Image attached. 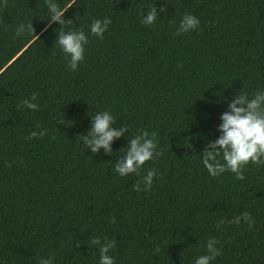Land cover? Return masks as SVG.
<instances>
[{
    "label": "trees",
    "instance_id": "1",
    "mask_svg": "<svg viewBox=\"0 0 264 264\" xmlns=\"http://www.w3.org/2000/svg\"><path fill=\"white\" fill-rule=\"evenodd\" d=\"M51 2L65 0H0V264H99L95 237L115 241L113 264H194L210 237L221 250L210 264H264V164L237 179L201 162L228 102L264 90V0H75L64 25L49 21ZM152 6L156 20L142 24ZM186 13L199 24L177 34ZM105 17L102 38L90 34ZM28 21L32 43L15 32ZM62 29L87 36L75 70L56 44ZM33 92L37 109L18 106ZM105 110L127 129L111 153H92L80 136ZM141 130L160 154L120 176ZM148 169L151 186L134 190ZM244 211L251 226L229 222Z\"/></svg>",
    "mask_w": 264,
    "mask_h": 264
},
{
    "label": "clouds",
    "instance_id": "2",
    "mask_svg": "<svg viewBox=\"0 0 264 264\" xmlns=\"http://www.w3.org/2000/svg\"><path fill=\"white\" fill-rule=\"evenodd\" d=\"M47 2V0H46ZM75 0H65L61 7L56 2L47 3L48 19L55 21L60 25L71 23L64 19V13L72 7ZM157 18V8L150 7L141 17L142 24H151ZM110 19L105 17L92 20L89 25V33L98 38H102L107 29ZM199 19L193 14H184L178 24L176 33L180 34L189 30L196 29ZM47 24H45V28ZM17 35L29 32L33 34L34 42L37 35L31 25V21L21 23L15 27ZM87 43V36L81 30L63 29L57 33L56 44L64 54L67 67L71 70L77 68L79 61L83 59L84 45ZM36 93L33 92L30 97L24 98L18 106L26 107L29 110L37 109L35 103ZM63 123V120L60 121ZM115 117L107 110L100 111L91 116L90 127L86 135L80 136L86 149L96 153L103 148L106 153H111V142L115 138L121 137L126 129V125L120 127L113 126ZM217 135L215 139L209 140L201 152V162L210 176H218L225 171L235 174L237 179H243L245 165L251 161L253 164H264V90L256 91L251 97L246 94L236 95L228 102L227 110L219 113V123L216 124ZM44 129L39 133L31 131L29 138L44 135ZM156 149L155 133H149L141 130L139 134L130 137L127 141V150L121 158H118L114 171L120 176H126L129 173H136L147 160L154 159V153L158 156L160 153ZM221 159L223 162H221ZM155 175L154 169H148L146 174L133 185L134 190H140L141 183L146 191L153 182ZM241 221L246 222L249 226L252 219L247 211L234 216L230 223L239 225ZM225 221L221 218L217 221V226ZM93 244L99 245V264H113V257L110 256L109 250L114 248L115 241L108 238L95 237ZM218 241L215 238H208L205 242V254L195 258L194 264H210L216 256L220 255V248L216 247ZM38 264H54L52 255L47 258H39Z\"/></svg>",
    "mask_w": 264,
    "mask_h": 264
}]
</instances>
